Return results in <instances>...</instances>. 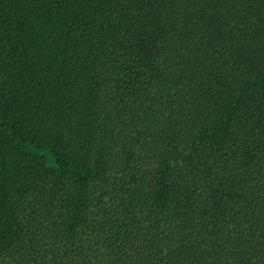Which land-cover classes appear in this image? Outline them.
<instances>
[{
	"label": "trees",
	"instance_id": "trees-1",
	"mask_svg": "<svg viewBox=\"0 0 264 264\" xmlns=\"http://www.w3.org/2000/svg\"><path fill=\"white\" fill-rule=\"evenodd\" d=\"M0 264H264V0H0Z\"/></svg>",
	"mask_w": 264,
	"mask_h": 264
}]
</instances>
